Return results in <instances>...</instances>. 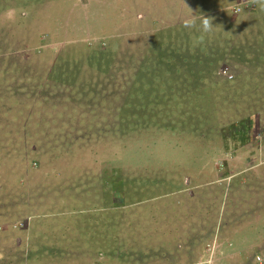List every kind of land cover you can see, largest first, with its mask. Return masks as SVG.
<instances>
[{
    "label": "rangeland",
    "instance_id": "rangeland-1",
    "mask_svg": "<svg viewBox=\"0 0 264 264\" xmlns=\"http://www.w3.org/2000/svg\"><path fill=\"white\" fill-rule=\"evenodd\" d=\"M9 8L0 264H189L200 245L264 264L260 0H0V17ZM181 208L203 215L186 223ZM188 228L257 242L222 254Z\"/></svg>",
    "mask_w": 264,
    "mask_h": 264
},
{
    "label": "crops",
    "instance_id": "crops-1",
    "mask_svg": "<svg viewBox=\"0 0 264 264\" xmlns=\"http://www.w3.org/2000/svg\"><path fill=\"white\" fill-rule=\"evenodd\" d=\"M139 20H141V21L137 22L138 26L140 25V23L141 24L145 23V17H140ZM218 180H219V183L223 182V179L219 178ZM180 211H181V214H182L181 217L185 218V219H182V220H183V222L185 220L186 223H190V221H191L190 218H192V217L195 218L192 221H198V219H200V217H202V215H203L202 210H200V211H196L195 210L194 212L192 211V212H189V213L186 212L187 214L184 213L183 208H181ZM220 211H221V208H218V213H220ZM250 228L248 227L249 230H250ZM184 231H186V230H184ZM187 233H188L187 234L188 236L195 235L196 241L198 243H201V242L202 243H211V245L214 244V243L216 244L218 242H220V243L222 242L223 245L226 243L224 251L220 252L222 254L225 253V252L227 254L230 253V251L233 250L236 247V246H234L235 243L240 244L239 246H241V244H243V246H247L245 248L247 250H249L250 246L252 245V243L253 242L254 243L257 242V240L254 237L251 238L249 236V238H247V235L246 236L240 235L239 232L237 233V238H235V240H234V237H230L231 235L229 234L228 230H226L223 234H220V232L216 234V232L214 230V232L211 235H206L207 230H204V229L202 230L201 229V231H196V229L188 228V232ZM227 234H229V235H227ZM261 241H262V238L260 239L259 243ZM195 251H196V253L194 254V257H192V256L190 257L189 256L192 259L191 260H187V262L189 264H193V263L194 264H207V263L209 264V262H210V264H236V263H238L237 260H236V257H232L229 260V258L226 257V256L220 257V256L217 255L216 257L212 258L210 255H208V252L205 251V248L202 245H200L199 248L196 249ZM184 257L188 258V256H184L183 255V257L180 258V260H179V262L177 264H186V261H183L185 259Z\"/></svg>",
    "mask_w": 264,
    "mask_h": 264
},
{
    "label": "clouds",
    "instance_id": "clouds-1",
    "mask_svg": "<svg viewBox=\"0 0 264 264\" xmlns=\"http://www.w3.org/2000/svg\"><path fill=\"white\" fill-rule=\"evenodd\" d=\"M260 4H261V9L264 10V0H260ZM24 14L26 15L27 13ZM19 15L20 13L17 9L9 8L3 13L0 19H2L4 22H7L9 24H15ZM185 26L190 28L198 27L204 33H211L215 27L213 26L212 21H210V19L197 18V17L188 18L185 21Z\"/></svg>",
    "mask_w": 264,
    "mask_h": 264
},
{
    "label": "trees",
    "instance_id": "trees-1",
    "mask_svg": "<svg viewBox=\"0 0 264 264\" xmlns=\"http://www.w3.org/2000/svg\"><path fill=\"white\" fill-rule=\"evenodd\" d=\"M166 127H169V126H166ZM163 128H165V125L163 126ZM169 128H170V127H169ZM121 196H122V194H120V195H119V197H120V199H119V200H121V201H122V200H124V197H123V196L121 197Z\"/></svg>",
    "mask_w": 264,
    "mask_h": 264
}]
</instances>
